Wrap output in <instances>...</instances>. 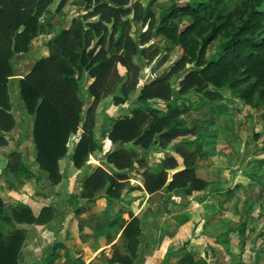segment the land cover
<instances>
[{"label": "rangeland", "instance_id": "obj_1", "mask_svg": "<svg viewBox=\"0 0 264 264\" xmlns=\"http://www.w3.org/2000/svg\"><path fill=\"white\" fill-rule=\"evenodd\" d=\"M8 1L26 6L27 2L30 5L33 0ZM187 1L127 0V4L119 8L110 0H102L100 4L92 0L90 9L85 12L83 8L86 3L79 0H67L59 11L56 9L60 0H52L39 13V21L49 34H40L28 53L20 54L12 60L14 72L20 78L25 77L35 62L55 52L52 41L57 34L63 30L71 31L78 24H75L76 21L81 22L88 35L84 42L86 47L83 48L87 58L89 50L93 51L89 59L97 52L100 53L97 61L104 56L117 57L106 70L104 87L108 88L114 80L115 84L110 85L111 89L106 96L94 101L89 91L94 78L88 75L85 66H80V57L73 53L72 48L64 51L63 48H68L71 43L70 38L59 41L66 42L65 46L58 49V60L64 66L73 65L71 58L75 57L74 64L77 66H73V75L78 80L85 101L82 119H86L88 113V127H91L94 149L83 167L67 171L64 164H69V158L83 130L79 129L71 135L66 144L67 153L59 160L64 161V164L58 163L62 179L56 186L67 188L66 174H71L77 179L74 185L78 188L75 191L77 196L84 195L87 178L99 169L109 175L122 174L123 184H134L137 181L144 187L146 184L155 186L153 177L165 171V183L150 198L149 207H145L138 215L142 224L139 245L143 247V252L149 246H154L152 240L146 241L147 232L151 230L148 218L165 210L169 211L168 214H177L172 215V218L183 220L182 224L187 231L182 235L183 242L179 246L184 249L190 247L186 255L170 264H194L199 258L204 259L206 264H264V110L261 104L253 106L234 98L232 91L227 88L216 90L211 85L202 84L200 90H196L197 86L183 89L182 81L192 65L185 63L180 69H173L180 57V50L159 36L156 30L163 17ZM223 1L226 3L225 12L232 10L239 2ZM47 15L50 19H47ZM134 43H138L136 52L132 48ZM215 44L210 47L208 55L213 52ZM69 50L72 54L68 53ZM159 75L163 77L162 92L165 96L141 98L144 87ZM17 82L10 77L7 88L11 104L8 119L15 122V126L9 130L13 138L11 140L9 135L1 131L0 138L12 141L11 150H15L16 142L24 138L32 144L31 152L35 153L31 139L33 117L25 113L19 99ZM133 118L140 119V131L150 126L159 128L146 150L131 142L114 144L108 138L115 122ZM112 151L125 152L130 160L129 167L118 170L113 164L109 166L106 157ZM37 165V171L43 176L37 180V186L47 198L54 186L50 184L47 173L42 172ZM181 171L185 174L175 181V187H169L173 175ZM108 185L106 183L104 189L98 191L99 194L103 192L111 201L107 204L101 223H108L110 228L118 232L125 225V218L118 219L124 210L120 205L122 191L119 197L110 198L106 194ZM65 191L55 193L57 204L54 202L51 206L57 211L55 219L65 214L64 201H68ZM96 224L100 226L99 222H95L91 230L95 229ZM23 227L26 225L18 224L19 232L25 230L36 234L35 229ZM48 241L47 245L42 243L41 247L52 246L53 237ZM29 242L36 245L34 239ZM127 244L125 253L129 255L131 251L127 249L130 248L128 241ZM136 260H132V264Z\"/></svg>", "mask_w": 264, "mask_h": 264}, {"label": "trees", "instance_id": "obj_2", "mask_svg": "<svg viewBox=\"0 0 264 264\" xmlns=\"http://www.w3.org/2000/svg\"><path fill=\"white\" fill-rule=\"evenodd\" d=\"M33 1H30V5L27 2L25 6L14 1L0 0V131H9L15 126V122L8 119L11 104L7 88L10 77L14 75L12 60L20 54L28 53L33 41L45 32L44 25L39 21V13L43 12L52 0H35V3ZM79 1L86 3L83 11L88 12L92 0ZM94 1L100 4L102 0ZM66 2L67 0H60L56 11L61 10ZM110 3L122 8L127 4V0H110ZM225 5L223 0H188L163 17L156 32L180 50V57L173 69H180L185 63L192 65L182 81L183 89L197 86L196 90H200L202 84L211 85L216 90L227 88L232 91L234 98L253 106L261 104L264 110V0H239L235 7L227 12L223 11ZM34 7H37V10H34ZM47 19H50L49 16ZM76 23L78 24L71 31L63 30L57 34L52 41L55 52L35 62L31 71L18 81L19 99L25 113L33 117L31 139L35 148V160L40 170L47 173L52 186L59 184L62 179L58 163L67 153L66 144L71 135L76 134L79 129L83 130L69 158L75 168L83 167L94 149L91 127H88V113L86 119H82L85 101L78 80L73 75V66H77L74 64L75 57L71 58L73 65L64 66L57 55L60 53L58 49L65 46L66 41H59L70 38L71 43L68 48H63L64 51L72 48L73 53L80 57V66H85L88 75L94 78L89 87L94 101L106 96L111 89L110 85L115 84L114 80L108 88L104 87L106 70L117 57L104 56L97 61L100 53L97 52L89 59L93 54V51L89 50L87 58L83 48L86 47L84 42L88 35L81 22ZM51 26L50 23L49 27ZM45 34H49V31ZM214 43V50L208 55ZM132 48L134 52L138 51V43H134ZM68 53L72 54L70 50ZM163 86V77L156 76L144 87L141 98L164 97ZM139 120L133 118L115 122L108 134L109 140L120 145L131 142L146 150L159 128L150 126L140 131ZM149 123L151 124V121ZM19 156L15 152L10 154L12 158ZM127 156L123 151H112L107 157V162L113 164L116 169L123 170L130 165ZM184 174L182 171L175 173L168 186L175 187V181ZM123 179L122 174L109 175L99 169L87 178L83 196L93 199L96 193L109 183L106 188L107 196L117 198L125 185ZM153 179L155 186L145 185L149 193L158 191L165 183L166 172L163 171ZM56 213V209L51 206L42 208L36 217L26 208L13 211L18 224L36 225L52 221ZM141 227V220L132 217L122 231L121 237L128 241L130 248L127 249L131 251V254L120 258L124 264H132V260L139 259V255L143 253L139 245ZM22 240L23 235L19 231L8 237L0 233V264H18ZM194 264L206 262L199 258Z\"/></svg>", "mask_w": 264, "mask_h": 264}, {"label": "crops", "instance_id": "obj_3", "mask_svg": "<svg viewBox=\"0 0 264 264\" xmlns=\"http://www.w3.org/2000/svg\"><path fill=\"white\" fill-rule=\"evenodd\" d=\"M13 76L14 81H19L20 75L15 73ZM16 125L18 126V122H16ZM1 133L9 135L10 139L13 138L11 131H1ZM3 139L6 140V138H0L1 235L8 237L19 231L18 223L13 215L14 208H26L36 217L42 208L52 206L54 202L57 204L54 200L57 197L56 192L66 189L65 193L68 199V201H64L65 214L58 219L54 217L52 221L43 225L25 224L26 227L23 228L35 229L36 234L25 230L19 232L23 235V240L18 256V264H124L120 261V258L126 256L127 240L121 237L122 231L132 217H138L145 207H149L147 205H149L150 198L158 191L150 194L137 181L134 184H125L120 196V205L124 210L121 213L122 217L119 216L118 218H125V225L117 232L112 227L110 228L108 223L107 225L101 223L103 213L108 207L107 204L111 202L103 192H100V194L97 192L98 195H95L93 199L83 195L77 196L78 194L75 191L78 188L74 187L75 183L77 184V179L71 174H66L68 175L66 178L67 188H60L59 185L54 186L50 189L52 191L51 195L45 198L42 190L38 189L37 186V180L43 176L40 171H37L38 165L35 155L31 152L32 144L24 138H20L16 142V149L11 150L12 139L10 141L6 140L7 142ZM14 152L20 155L19 158L10 157V154ZM59 162L64 164V161ZM68 163L64 164L67 166V171H70L71 168L76 169L70 160ZM108 165L110 166L109 163ZM58 203L61 205V202ZM160 211L155 217L148 218L151 221L149 225L151 230L147 232L146 241L151 242L152 240L154 246H149L146 251L140 254L138 257L140 261L137 259L134 264H170L175 262V259L186 255L190 249V247L184 249L179 246L183 242L182 235L187 231L182 224L183 220L179 217L172 218V215L177 214H168L169 211L165 210ZM127 219L129 220L126 222ZM95 222H99L100 226L96 224L95 229L91 230V226ZM51 224L52 227H50ZM161 224L165 226H161ZM51 228L53 229L51 230ZM51 237H53L52 246L41 247L42 243L47 245L48 239ZM33 239L36 245L29 242ZM192 247L194 246L192 245ZM48 255H51V257H48Z\"/></svg>", "mask_w": 264, "mask_h": 264}, {"label": "water", "instance_id": "obj_4", "mask_svg": "<svg viewBox=\"0 0 264 264\" xmlns=\"http://www.w3.org/2000/svg\"><path fill=\"white\" fill-rule=\"evenodd\" d=\"M32 160H34V158L32 157Z\"/></svg>", "mask_w": 264, "mask_h": 264}]
</instances>
